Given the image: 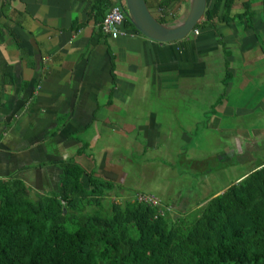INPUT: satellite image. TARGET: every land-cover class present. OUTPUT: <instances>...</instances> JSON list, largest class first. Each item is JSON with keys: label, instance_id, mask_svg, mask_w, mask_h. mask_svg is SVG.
Wrapping results in <instances>:
<instances>
[{"label": "crops", "instance_id": "crops-1", "mask_svg": "<svg viewBox=\"0 0 264 264\" xmlns=\"http://www.w3.org/2000/svg\"><path fill=\"white\" fill-rule=\"evenodd\" d=\"M213 1L206 0L207 9ZM246 1L251 17L238 20ZM160 2L146 0L166 24L182 20L189 6V0H173L160 8ZM91 6L92 0H0V180L17 178L33 194H51L60 186L61 162L70 160L115 183L111 199L153 191L171 218L185 214L235 178L198 195L187 188L185 195L164 181L152 184L151 176L168 168V156L183 168L211 158L197 157L198 139L226 144L214 161L227 152L239 157L252 141L220 118H237L233 112L246 113L243 104L253 100L254 110L264 108L258 47L259 38L264 43V0H233L226 23L214 20L211 28L169 43L151 42L125 22L122 36L106 37ZM225 73L230 78L222 86ZM125 142L127 151L151 157L134 165ZM202 164L199 175L207 170Z\"/></svg>", "mask_w": 264, "mask_h": 264}, {"label": "trees", "instance_id": "trees-1", "mask_svg": "<svg viewBox=\"0 0 264 264\" xmlns=\"http://www.w3.org/2000/svg\"><path fill=\"white\" fill-rule=\"evenodd\" d=\"M172 1L161 0L159 6ZM114 5L112 0H92L90 12L97 24ZM232 5L233 0H214L192 31L211 28L214 20L226 23ZM249 9L244 2L236 18H250ZM221 50L225 58L227 52ZM228 78L225 73L222 86ZM60 165V186L51 194H33L17 178L0 180V264H264V160L200 206L173 218L170 208L159 214L132 200L142 192H132L124 202L111 199L116 184L92 168L70 160Z\"/></svg>", "mask_w": 264, "mask_h": 264}, {"label": "rangeland", "instance_id": "rangeland-1", "mask_svg": "<svg viewBox=\"0 0 264 264\" xmlns=\"http://www.w3.org/2000/svg\"><path fill=\"white\" fill-rule=\"evenodd\" d=\"M233 88L235 90H238V86H234ZM244 92L246 93V96L243 97L248 98L250 94L248 93V91L244 90ZM236 97L242 98V96ZM249 98H251V96ZM243 105H245L246 109H248L246 113L241 110H236L233 113L234 116H236L237 118H234L233 120L230 117L229 119L220 118V122H222V124L223 122H229L230 125H237V127L239 126L242 132H245L246 135H248L249 137H253L252 141L248 142V144L245 145L246 149L240 152L239 157H237V155L232 154L231 152H227L225 153L223 160L214 161L213 159H211L213 158V154L216 152H224L223 148L226 144L223 141L215 142L212 138L210 139V137L204 138L202 140L198 139V141L193 144L195 149L194 151L197 153V157L211 156V158H209L208 160L204 158V162L207 167L206 172H204L202 175H199V172L202 170L199 168V165L202 162H200L199 165H196L191 168L190 166L187 168H183L177 165L176 159L172 161L171 159H169L170 157L168 156L165 157V162L168 163V168H165L161 171H157L153 176H151V183L153 184L154 181H164L166 182L167 187L176 190H183L185 195L189 192L187 188H191L192 194L198 195L199 193L202 194L201 191L204 188H206V190L212 191L217 188H220L226 183H229L234 178V182H236V180H238L240 177L248 174V172L251 171L256 162H258L259 160H264V131L259 130H264V108L260 107V109L254 110V100L251 102L244 103ZM256 107L258 108V105ZM225 114H229V112ZM127 145L129 149L130 144H126V142L123 145V148L125 149V153H129L132 155V161L134 165H141L144 158L151 157V154H145V156H142L141 152L133 147L132 150L127 151ZM133 145L135 144L133 143ZM186 145L189 146L191 144ZM118 146H121V144H118ZM182 146L183 145L181 144L179 148H181ZM85 147L86 145H84L83 149H85ZM196 153H192V155H195ZM172 157L174 156H171V158ZM201 166L203 167L204 164H202ZM139 168L140 167H136V169L134 170V178L139 176ZM149 185V183L144 184L145 187H149ZM131 187L133 186H130L129 188ZM152 195L159 197L153 191ZM117 201L120 202L121 199H117Z\"/></svg>", "mask_w": 264, "mask_h": 264}, {"label": "water", "instance_id": "water-1", "mask_svg": "<svg viewBox=\"0 0 264 264\" xmlns=\"http://www.w3.org/2000/svg\"><path fill=\"white\" fill-rule=\"evenodd\" d=\"M126 20L145 39L156 43L176 42L191 33L204 18L206 0H189L187 13L182 20L162 24L150 12L146 0H123Z\"/></svg>", "mask_w": 264, "mask_h": 264}, {"label": "built area", "instance_id": "built-area-1", "mask_svg": "<svg viewBox=\"0 0 264 264\" xmlns=\"http://www.w3.org/2000/svg\"><path fill=\"white\" fill-rule=\"evenodd\" d=\"M124 19H126L124 5L121 3L111 7L104 18L99 22L97 27L102 35L111 39H116L125 33L123 29H120ZM192 33L195 34L196 31L193 30ZM132 200L136 201L137 203H143L145 205L155 207L159 214L169 211L168 205L163 204L159 197L149 193H138L137 196H135Z\"/></svg>", "mask_w": 264, "mask_h": 264}]
</instances>
